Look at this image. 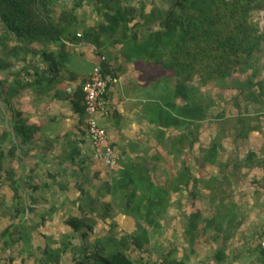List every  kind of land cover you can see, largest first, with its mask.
<instances>
[{"label":"crops","instance_id":"0c3cea01","mask_svg":"<svg viewBox=\"0 0 264 264\" xmlns=\"http://www.w3.org/2000/svg\"><path fill=\"white\" fill-rule=\"evenodd\" d=\"M259 45L263 70L256 82L264 85V41ZM117 49H109L113 56L105 54L114 81L105 96L108 114L96 115L107 130L100 148L90 140L89 115L77 109L78 100L84 104L81 97L94 67L102 62L95 45L48 46L62 55L55 75L40 54L13 59L11 70L0 71V78L10 83L18 78L33 84L22 93L19 106L38 129L33 141L0 169V264H83L96 252L110 258L124 253L137 264H157L164 257L166 237L171 241L166 248H174L171 259L186 264H264V96L246 99L248 91H240L237 78L212 88L195 81L191 98L195 100L198 88L206 114L197 121L195 106L186 114L180 111L185 101L175 95L170 80L146 77L145 66L153 61L129 60ZM260 89L255 87L258 93ZM1 111L8 119L3 104ZM165 113L178 123L165 126ZM14 143L19 144L15 136L9 145ZM213 145L218 150L212 159L208 150ZM108 146L115 152V165L101 154ZM138 160L145 164L138 172L149 175L153 189L169 193L166 210L154 215L159 228L148 229L146 218L119 207L121 171ZM9 167L16 170L21 205L5 180ZM197 209L204 219L219 214L220 220L234 209L226 241V232H217L215 225L202 232V242L192 240L189 215ZM73 218L91 229L76 230L69 223ZM179 235L186 240L183 248ZM220 248L225 259L219 262L215 255Z\"/></svg>","mask_w":264,"mask_h":264},{"label":"trees","instance_id":"16d2710c","mask_svg":"<svg viewBox=\"0 0 264 264\" xmlns=\"http://www.w3.org/2000/svg\"><path fill=\"white\" fill-rule=\"evenodd\" d=\"M57 3L58 0H0V71L11 70L15 65L13 59L22 60L27 55L40 54L49 63L52 75H55L63 60L60 59L62 55L47 50L52 44L90 43L102 55L109 56H113L109 49H117L119 45L117 52L127 59L153 61L157 66L169 70L175 95L185 101L180 111L186 114L187 110L191 111L192 105L195 106L197 121L203 120L206 114L198 88L195 90V100L191 98L195 81L203 86L237 78L240 91H248L246 99L259 100L264 96V85L256 82L263 70L258 50L259 44L264 41V27L254 18L256 13L264 11V0H172L170 8L153 6L149 11L147 0H73L72 7L61 11L57 9ZM85 4L94 6L101 16L98 23H82L78 9ZM142 28L143 40L140 35ZM102 65L105 72H111L108 63L103 62ZM250 71L252 74H249ZM242 75H247L248 79L240 80ZM256 86L261 88L259 93L255 91ZM29 88H33L30 82L17 78L10 83L8 78H0V169L5 166L7 158L14 160L18 150L36 136L38 129L28 123L24 110L19 106L22 93ZM81 100L84 102V93ZM2 104L8 119L1 111ZM77 104L78 110L86 112L84 104L81 106L79 100ZM164 115L167 118L165 126L178 123L171 113ZM7 120L9 127L6 126ZM199 128L200 124H197V131ZM14 136L19 144L10 146ZM217 150L218 146L213 145L208 150V157L213 159ZM143 167L145 164L138 160L121 171L124 179L119 187L122 196L119 207L146 218L144 221L148 229L159 228L160 223L154 215L166 210V196L169 193L167 190L153 189V184L148 183L149 175L138 172ZM15 175L16 170L9 167L5 180L11 183L14 199L20 200L21 205V189ZM193 197L197 196L193 194ZM23 211L22 207L20 213ZM233 217L234 209H228L223 220L219 219V214L217 219H204L202 211L197 209V212L189 215L188 232L192 240H196L208 227L215 225L217 232H226L227 235L223 236L226 241L234 225ZM224 220H228L227 229H224ZM69 223L76 230L84 227L91 229L82 219L73 218ZM217 238L216 234L213 239ZM215 258L219 262L225 259L223 248L217 251ZM165 261L168 264H186L170 256H165ZM83 264L137 263L124 253L110 258L96 252L89 255L88 262Z\"/></svg>","mask_w":264,"mask_h":264},{"label":"built area","instance_id":"2783aa9c","mask_svg":"<svg viewBox=\"0 0 264 264\" xmlns=\"http://www.w3.org/2000/svg\"><path fill=\"white\" fill-rule=\"evenodd\" d=\"M106 56L101 55V63L94 67L91 73L88 83L85 86L84 93V105L85 111L89 115L88 119V134L92 144L100 148L107 141V130L97 122L96 115L99 113L108 114V105L105 99L107 90L111 83L114 81V76L110 72H105L103 62H106ZM101 154L105 155L109 163L116 164V155L112 147L108 146L105 152ZM157 264H167L163 260H159Z\"/></svg>","mask_w":264,"mask_h":264},{"label":"rangeland","instance_id":"374dc122","mask_svg":"<svg viewBox=\"0 0 264 264\" xmlns=\"http://www.w3.org/2000/svg\"><path fill=\"white\" fill-rule=\"evenodd\" d=\"M172 3V0H147V10L149 11L153 6L162 8V9H167L170 8ZM73 6V0H58L57 3V9L59 11H61L64 8H70ZM78 12L80 14V19L82 21L83 24H87V25H93L98 23V21L101 20V16L98 15L97 11L95 10L94 6H91L89 4H85L83 5V7L78 9ZM255 20L259 21L261 23L262 28L264 27V11L262 12H258L255 14L254 16ZM2 26V24L0 23V27ZM259 52V50H258ZM146 71H144L146 74V77L150 80L152 79V82L156 79H159L161 76H163L165 79L170 80V84H172L173 82L171 81V77H172V73L169 70L166 69H162L160 68V66H156L155 64H150L149 67L145 66ZM197 83V82H196ZM211 87L213 86V83H210ZM208 87V86H207ZM165 223H167L169 226H172L173 223L171 222H167L165 220ZM178 227L181 229L184 227V223H178ZM178 231V230H177ZM170 234V232H168V235ZM179 242H180V246L181 248L185 247V237L184 236H180L179 235ZM204 239V237H200L198 240L200 242H202V240ZM166 245L170 247L171 245V241L169 237H166ZM165 245V253H164V257L162 258V260L165 261V256H170L172 251H174V248H169L167 249ZM174 254V253H172Z\"/></svg>","mask_w":264,"mask_h":264}]
</instances>
